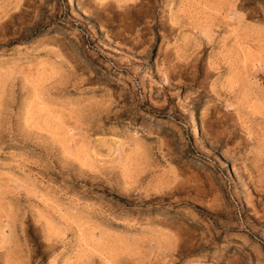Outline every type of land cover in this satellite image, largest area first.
<instances>
[{
	"label": "rangeland",
	"instance_id": "1",
	"mask_svg": "<svg viewBox=\"0 0 264 264\" xmlns=\"http://www.w3.org/2000/svg\"><path fill=\"white\" fill-rule=\"evenodd\" d=\"M0 264H264V0H0Z\"/></svg>",
	"mask_w": 264,
	"mask_h": 264
},
{
	"label": "bare ground",
	"instance_id": "2",
	"mask_svg": "<svg viewBox=\"0 0 264 264\" xmlns=\"http://www.w3.org/2000/svg\"><path fill=\"white\" fill-rule=\"evenodd\" d=\"M72 2V1H71ZM71 4V3H70ZM196 120V119H195ZM194 123V122H193ZM196 125V124H195ZM195 125H194V127H195ZM198 126L196 125V127H195V129L193 130L194 132V134L196 135V134H198V132H199V130H198Z\"/></svg>",
	"mask_w": 264,
	"mask_h": 264
}]
</instances>
